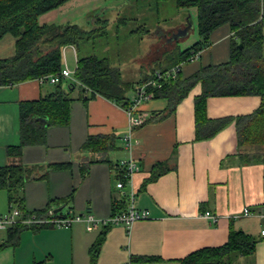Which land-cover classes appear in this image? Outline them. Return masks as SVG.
Masks as SVG:
<instances>
[{"label":"crops","instance_id":"crops-1","mask_svg":"<svg viewBox=\"0 0 264 264\" xmlns=\"http://www.w3.org/2000/svg\"><path fill=\"white\" fill-rule=\"evenodd\" d=\"M44 15L38 17L40 25L56 22L53 16ZM65 24L75 23L59 25ZM179 25L177 30L185 28L187 22L183 27ZM186 37L172 41L173 47L169 49L155 48L156 51L154 46L161 39L149 40L144 52L131 59L130 78L123 76L119 59L110 65L118 68L122 80L134 87L152 74L163 52L172 50ZM161 38L165 39V45L170 43L171 36L163 34ZM11 39L13 50L6 57L14 52V38ZM231 41L228 25L214 29L199 57L181 65L179 78L183 80L202 68L226 63ZM68 50L75 59L79 57L78 48L70 46L63 49L62 55ZM61 86L72 97L68 123L48 127L43 144L25 145L21 149L22 163L37 167L33 174L47 171L45 178L32 179L23 185L26 212L44 209L49 204L54 209L61 207L64 212L90 214L99 221L111 216L112 203H119L125 197L128 200L132 192L134 207L147 212V218L134 221L130 227L109 225L96 264H180L192 252L222 246L231 230H240L256 239L254 252L236 257L235 263L264 264L261 221L242 215L244 208L264 211V156L258 162L244 163L241 156L253 153L254 147L239 145L236 128L238 117L258 108L259 96L207 97L206 119L228 121L212 137L197 139L194 102L201 94L199 83L169 114L163 115L168 105L164 98L142 102L138 113L145 116V122L131 132L122 105L100 95L90 97L89 91L81 93L78 87L69 89L66 79ZM53 89L54 84L38 79L0 86V167L8 163L6 147L20 144L19 103L37 100ZM133 97L134 92L128 99ZM101 137L107 138V149L92 151L84 146L89 138ZM126 138L130 150L125 147ZM256 151L263 153L264 149ZM129 158L137 163L138 170L118 190L115 186L121 171L118 163ZM49 164L67 166L48 169ZM81 166L88 168L84 177ZM0 193L7 198L4 190ZM70 194L72 200L63 204L61 199ZM205 212L216 220L204 216ZM103 227L97 223L87 230L86 222L76 221L67 228H25L13 243L0 250V264L1 261L90 264L89 248ZM136 257L155 259L139 261Z\"/></svg>","mask_w":264,"mask_h":264},{"label":"trees","instance_id":"trees-1","mask_svg":"<svg viewBox=\"0 0 264 264\" xmlns=\"http://www.w3.org/2000/svg\"><path fill=\"white\" fill-rule=\"evenodd\" d=\"M70 0H0V41L5 36L14 38V52L10 57L0 58V86L11 85L31 79H41L60 72L63 63V49L67 46L78 48L81 42H94L105 36L108 20L96 15L90 19V28L77 24H43L38 17L53 11ZM156 5L168 0H154ZM176 9L196 8L197 33L199 40L180 50L163 52L156 69L168 68L183 62L187 57L203 49L208 43L209 34L222 25H228L232 33L230 57L226 63L202 68L190 77L181 80L179 75L163 81L160 87L151 88V98L167 100V110L163 115L174 111L176 105L189 90L199 83L201 94L195 98L194 111L196 138L208 139L215 135L228 119H206V98L210 96L257 95L260 105L251 114L236 119L237 137L240 146L254 147V152L242 155L244 163H255L262 159L264 151V0H172ZM128 19L116 18L117 24H126ZM141 30H148L141 26ZM133 32V31H132ZM238 44L242 45L240 49ZM172 42L168 43L169 46ZM152 74L146 79L152 77ZM145 79V80H146ZM62 80L54 84L51 93L37 100L19 103L20 144L6 147L8 163L0 167V190L7 194L8 211L18 209L19 221L7 227L6 239L0 243V250L13 243L25 228L38 229L52 224L27 225L20 221L34 216L35 219L51 217H72L76 214L60 210L53 213L48 204L44 209L26 212L23 208V185L32 179L45 178L47 171L37 175L36 166L26 167L21 161V149L25 145L43 144L45 131L50 126L66 125L69 120V106L72 97L62 89ZM143 80V81H145ZM43 83V82H42ZM80 88L81 93L90 92V97L100 95L126 107L129 103L127 91L133 89L124 82L118 68L110 65L107 57L87 55L77 57L74 80L67 79V88ZM85 147L92 151L107 149V138H89ZM83 165V164H82ZM67 164H49L48 169H59ZM82 177L88 168L81 166ZM124 171L118 173V180ZM33 174V176L31 175ZM73 194L62 198L63 204L72 200ZM127 198L112 203V214L127 208ZM102 228L89 248L90 264H96L105 232ZM256 239L240 230H231L227 241L218 247H206L192 252L180 264H236L238 256H249L254 252ZM139 261L155 258L136 257Z\"/></svg>","mask_w":264,"mask_h":264},{"label":"rangeland","instance_id":"rangeland-1","mask_svg":"<svg viewBox=\"0 0 264 264\" xmlns=\"http://www.w3.org/2000/svg\"><path fill=\"white\" fill-rule=\"evenodd\" d=\"M44 15V14H43ZM96 15L108 20L106 35L97 38L94 42H81L78 45L79 57L96 55L107 57L111 65L119 59L122 62L123 76L130 78L133 63L131 59L139 53H143L148 41L155 37L160 38L154 49L162 50L173 47L165 45V37L171 36L177 30V26H185L188 18H191L193 29L189 30L188 36L178 42L180 50L186 49L199 39L197 33L196 8L188 10L176 9L173 1L160 2L156 5L154 0H70L57 9L45 13L47 18H53L55 24L75 23L81 27L91 26L90 19ZM88 16H92L88 19ZM116 18L128 19L126 24H117ZM56 19V20H55ZM88 22V23H87ZM141 26L148 30L146 34ZM87 29V28H86ZM133 31V32H132ZM11 37H4L0 43V58L8 56L13 46ZM156 49L154 51H156ZM63 64L71 71L72 79L76 68V59L70 50L63 55ZM130 76V77H129ZM127 96L132 97V89L127 91ZM0 216L7 214L8 204L4 193H0ZM4 194V195H3ZM6 231L0 230V243L5 239ZM3 261H1V264ZM3 264H8L5 261Z\"/></svg>","mask_w":264,"mask_h":264},{"label":"built area","instance_id":"built-area-1","mask_svg":"<svg viewBox=\"0 0 264 264\" xmlns=\"http://www.w3.org/2000/svg\"><path fill=\"white\" fill-rule=\"evenodd\" d=\"M200 55V50H197L191 53L187 59L183 62H180L167 70H155L152 74V77L142 81L141 83L136 84L133 87L134 97L129 100L128 105L125 107V112L128 117V128L131 132L132 129L142 125L145 122V116L138 113V108L142 102H146L151 99V88L160 87L161 82L169 81L175 79L179 72L181 65L184 62H189L196 60ZM63 80H74L72 79L71 71L64 65L62 66L60 72L54 75L42 77L38 79L40 82H46L49 84H56L59 79ZM138 113V114H137ZM125 147L130 150L131 144L129 138H126ZM118 166L124 171L123 178L118 180L115 184L118 190H122L124 184L130 180V177L133 172L138 170L137 163L129 158L127 160H121L118 163ZM242 215L245 217H254L258 218L261 221L262 229L260 231L261 235H264V211H252L248 208H244ZM20 211L18 209H12L7 214L0 216V229H6L7 227L14 225L19 221ZM204 216H209L208 212L204 213ZM213 221L216 219L214 216H209ZM147 218V212L137 210L133 205V193L129 194L127 208L123 211H120L114 215L109 216L106 219L96 221L93 216L89 215H79L76 214L72 217H51L48 219H35L34 216L26 218L20 222L31 225V224H52L54 227H70L73 222L84 221L86 222V229L92 230L94 225L99 223L102 226L106 225H125L130 227L131 224L136 220H141Z\"/></svg>","mask_w":264,"mask_h":264},{"label":"water","instance_id":"water-1","mask_svg":"<svg viewBox=\"0 0 264 264\" xmlns=\"http://www.w3.org/2000/svg\"><path fill=\"white\" fill-rule=\"evenodd\" d=\"M193 27H194V25L192 24V20H191V18H188V20H187V26L185 27V28H183V29H178L177 30V32L176 33H173L172 35H171V38H169V42H172V41H178L179 39H181V38H183V37H186V35H187V33H188V31L190 30V29H193ZM238 47L241 49L242 48V45L241 44H238ZM61 210V207H58V208H55L54 210H53V213H56V212H58V211H60Z\"/></svg>","mask_w":264,"mask_h":264}]
</instances>
